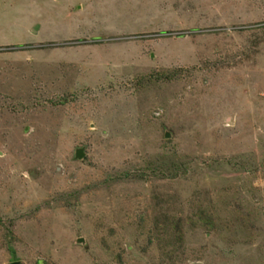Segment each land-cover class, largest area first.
Wrapping results in <instances>:
<instances>
[{
    "label": "rangeland",
    "instance_id": "rangeland-1",
    "mask_svg": "<svg viewBox=\"0 0 264 264\" xmlns=\"http://www.w3.org/2000/svg\"><path fill=\"white\" fill-rule=\"evenodd\" d=\"M76 1L0 0V264H264V0Z\"/></svg>",
    "mask_w": 264,
    "mask_h": 264
},
{
    "label": "water",
    "instance_id": "water-1",
    "mask_svg": "<svg viewBox=\"0 0 264 264\" xmlns=\"http://www.w3.org/2000/svg\"><path fill=\"white\" fill-rule=\"evenodd\" d=\"M170 137H171V134L166 130L165 131V138H170ZM85 155L86 154H85L83 148H78V149L75 150V159L76 160L83 159V157ZM77 243L84 244L85 240L83 238H80V239L77 240ZM11 264H21V262L20 261H15V262H12Z\"/></svg>",
    "mask_w": 264,
    "mask_h": 264
},
{
    "label": "crops",
    "instance_id": "crops-1",
    "mask_svg": "<svg viewBox=\"0 0 264 264\" xmlns=\"http://www.w3.org/2000/svg\"><path fill=\"white\" fill-rule=\"evenodd\" d=\"M73 1H74L75 3H78V1H76V0H73ZM72 4H73V3H71V5H72ZM79 9L82 10V5L79 6ZM34 33L37 34V32H34ZM179 37H180V38H179L180 40L183 39V37H181V36H179ZM160 42H161V43H160V45H161L163 42H168V40H166V39H160ZM181 42H184V44L187 43V41H185V40H184V41L182 40ZM160 45H159V46H160ZM84 48H87V50H88V47H84ZM78 49H79V48H78ZM31 51H32V50H30V52H31ZM28 52H29V51H28ZM30 52H29V53H30ZM89 53H90V52H89ZM133 53H137V54H139L138 52H133V51L130 52V53H128V54H129V55H132ZM98 54H99V53H98ZM138 60H139V59H138ZM136 61H137V60H136Z\"/></svg>",
    "mask_w": 264,
    "mask_h": 264
},
{
    "label": "trees",
    "instance_id": "trees-1",
    "mask_svg": "<svg viewBox=\"0 0 264 264\" xmlns=\"http://www.w3.org/2000/svg\"><path fill=\"white\" fill-rule=\"evenodd\" d=\"M161 76H166V75L163 74V75H161Z\"/></svg>",
    "mask_w": 264,
    "mask_h": 264
},
{
    "label": "clouds",
    "instance_id": "clouds-1",
    "mask_svg": "<svg viewBox=\"0 0 264 264\" xmlns=\"http://www.w3.org/2000/svg\"><path fill=\"white\" fill-rule=\"evenodd\" d=\"M13 262H15V261H13ZM12 263V262H11Z\"/></svg>",
    "mask_w": 264,
    "mask_h": 264
}]
</instances>
